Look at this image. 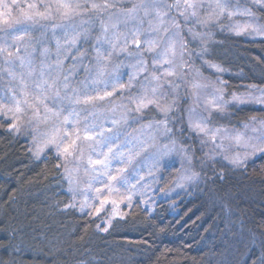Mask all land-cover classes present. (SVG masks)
<instances>
[{"label":"snow or ice","instance_id":"1","mask_svg":"<svg viewBox=\"0 0 264 264\" xmlns=\"http://www.w3.org/2000/svg\"><path fill=\"white\" fill-rule=\"evenodd\" d=\"M261 8H264V0H254ZM115 3L106 2L96 3L94 0H56L55 13L59 16L60 23L51 24L53 34L57 28L64 31L65 44L69 47H63L61 41H56L55 60H51V54L47 47H44L40 55L44 57L39 69L34 64L33 52L35 51L31 41L24 42V37L29 34L28 26L39 24L40 21L54 20L53 6L44 5V11L39 10L37 4H21L20 0H0V26L6 35H11L13 43L7 41L0 43V73L6 72L10 80L18 81V85L9 88L10 97H0V113L11 116V123L8 130L19 133L22 127L26 126L32 130V139L35 144V155L39 157L46 148L53 147L58 156L64 160L69 157L82 160L83 152L77 156V152L83 146L82 142H89V155L87 158L86 173L96 174L107 178L104 184L106 193L101 188H96L99 206L87 203L81 204V211L85 208H93L94 211L88 212L89 215L98 216L105 210V206L112 205V217L119 216L124 218L125 213L120 210V204L125 200L128 207L132 206L133 197L136 195V184L144 180L141 171L147 162V175L152 176L154 171H158L161 162L172 155L182 157V171L174 181V188L185 189L191 185L199 183L200 173L196 171L194 164V153L188 147H185L181 141L173 138L172 128L170 127L169 113L172 112L177 102L180 100L178 90L185 85H190L189 96L192 98V106L187 109V123L190 133L199 138L202 145H212L211 154L217 152L222 154L229 164L236 168L242 167L245 161L251 156L253 158L260 156L264 158V120L252 119L250 123H245V130L251 129L255 135H247V132L230 131L223 126L210 127V124L216 117L214 113H223L230 101L224 97L225 82L217 78L211 92L203 90L209 87V82L200 73L199 69L191 67L192 57L204 61L208 67L216 72L225 71L221 65L212 63L209 57L208 42L211 40L210 32H198L195 29L197 24L207 27L210 23L219 22L227 14L229 18L237 15L253 17L254 12L249 8H230L226 0H209L207 6L201 0H183V4L177 0L175 4L165 6L163 0H139L134 3L127 11L121 9L118 13L108 12L110 8H116ZM175 9L178 17H169V12ZM18 10L19 15H14ZM94 13V18L100 21V32L97 35V44L94 46L95 63L88 67L84 64V58L88 56V51L80 52L79 58L73 57L76 63L72 70H64V61L68 59L66 53L71 47L77 45L78 38L86 34L87 30H82V24L92 23L93 17L87 16L88 12ZM143 11L144 17L149 19L148 31L155 33L154 36L145 38L144 51L154 53L152 60V80L155 85L151 87V94L145 90L144 95L133 97L135 111L141 113L149 105H155L156 109L163 114V119L150 121L142 126L137 134H126L122 131L127 124V116L120 118L104 117L103 123L97 122L100 117L97 115V109L103 106V103H111L108 98L113 97L117 84L120 89H124L123 83L112 84L109 90V83L105 79L106 71L111 64L114 55L118 52L128 51V22L141 20L137 14ZM108 13V18L104 19L103 14ZM206 13V14H202ZM75 17H80L81 25L75 23ZM179 17L183 18L184 24L180 23ZM192 26L188 28V34L193 40L199 39L201 46L198 52L193 53L188 49V45L181 36L183 27L187 24ZM123 24L125 31L121 33L117 26ZM20 25V28H16ZM41 27L47 25L41 24ZM236 35L243 34L251 28L249 35L264 37V25L245 23L229 26ZM11 30V31H9ZM134 39L132 42L136 45L137 59L136 72L130 77L128 87H132V81L140 73L149 72L145 56L140 51L141 34L140 28L131 30ZM19 34H16V33ZM166 34V35H165ZM123 36V44L118 41ZM38 39L36 43H40ZM104 44L110 46L104 48ZM15 47V51H13ZM24 49L21 53V49ZM29 48L32 50L29 51ZM160 49V51H156ZM17 62H19L20 71L17 72ZM161 66L162 75H156L157 66ZM163 65H168L163 68ZM83 67L87 74L81 86H73L71 77L76 75V68ZM187 67L188 72L179 71L178 68ZM189 76L188 79L185 77ZM171 77L172 79H165ZM104 84V88L90 87V85ZM167 84L170 91H165L163 85ZM171 96V101H169ZM51 101V104L49 103ZM231 102L238 105L253 104L259 106L256 111L264 110V87L251 85L249 94H233ZM201 104L203 105L201 107ZM84 105L85 107H77ZM200 108V111L197 109ZM115 108L112 109L115 112ZM126 111H132L130 107ZM43 126V127H42ZM123 137V138H122ZM164 137L168 142L161 144L160 138ZM229 140L232 143L225 145L217 141ZM233 148L235 152L233 153ZM243 150V151H241ZM114 161L118 163L114 165ZM136 162L134 165L133 162ZM203 163V161H201ZM61 165H57L60 167ZM80 165H77V169ZM131 167V172H129ZM165 168L168 165H164ZM114 169V170H113ZM89 170H91L89 172ZM93 175V178H96ZM139 179L132 183L134 177ZM65 178L69 184V191H73L75 182L73 169L65 165ZM223 177H221L222 179ZM92 185H90L91 187ZM148 186L147 183L144 185ZM121 189H124L121 192ZM172 189L164 194L170 195ZM115 195V199L111 198ZM145 203H147L145 201ZM66 207H75V204L66 205ZM112 217L106 223L111 225ZM100 229V225H97ZM108 231V227L102 229Z\"/></svg>","mask_w":264,"mask_h":264},{"label":"trees","instance_id":"2","mask_svg":"<svg viewBox=\"0 0 264 264\" xmlns=\"http://www.w3.org/2000/svg\"><path fill=\"white\" fill-rule=\"evenodd\" d=\"M256 11L264 21V10ZM38 25L24 37V42L31 41L35 48L34 64L44 58L42 47L50 46L45 39L49 29ZM92 32L93 38L81 39L77 46L80 52L88 51L84 58L88 67L94 64L91 40L97 37L96 25ZM3 33L0 30V37ZM38 39L40 43H36ZM213 46L208 58L225 69L222 78L227 94L253 84L264 87V38L226 35ZM104 47L110 50L108 44ZM70 56L75 61L73 57L78 59L79 53ZM114 57L105 74L109 90L117 84L110 76L127 73ZM70 62L67 59L65 69ZM75 71L73 86H81L87 74L83 67ZM145 77L139 74L132 87L127 84L124 89L128 87L132 97L144 95L145 86L151 90L155 85ZM90 87L103 89L104 84ZM255 109H231L225 125L238 126L252 118L264 120V110ZM126 113L130 116L131 111ZM132 116L137 125L127 127L134 129L147 124L149 117L158 118L148 109ZM8 125L0 119V264H264V158L257 156L239 168L215 161L201 169L199 183L187 194L158 200L150 210L136 200L123 219L114 218L109 226L102 223V216L93 218L66 207L72 204V195L57 167L58 157L49 151L34 158L28 140L13 134ZM180 128L183 140L186 132ZM176 172L175 165L163 170V188L171 185Z\"/></svg>","mask_w":264,"mask_h":264},{"label":"rangeland","instance_id":"3","mask_svg":"<svg viewBox=\"0 0 264 264\" xmlns=\"http://www.w3.org/2000/svg\"><path fill=\"white\" fill-rule=\"evenodd\" d=\"M11 2V1H10ZM21 4L26 5L27 3H35L37 4L39 10L44 11V5L46 4H51L53 6V15L56 17L54 20H49V21H40V25L44 24L47 25V27H43L44 29H49L48 31V36L49 38L46 36V40L49 43V45L52 47L50 51L51 54V60L54 61L55 60V52H56V41L59 39L61 41V45L63 47H69V45L65 44V36H64V31L62 29L57 28L55 30V35L53 34V32L50 31L51 28V24L53 23H60V19L59 16L55 13V3L56 0H20ZM84 2V0H83ZM89 2H92V0H89ZM94 2L96 3H100L103 4L106 2V0H94ZM107 2L109 3H115L117 5V9L116 10H112V8L108 9V12H112V13H118L121 9H123V11H127V9L131 8L132 5L134 3H139V0H107ZM177 2V0H163V3L165 4V6L168 5H172L175 4ZM179 2L181 4H183V0H179ZM202 3H204L205 7L207 6L209 0H201ZM227 4L229 5L230 8H249L250 10H252L254 12V16L253 17H248V16H241V15H237V16H233L231 18H229L227 16V14L225 13V15L221 18V20L217 23V22H213L210 23L207 27L201 26L199 24H197L195 26L196 31L198 32H210L211 33V40L208 42V48H209V55H211V52L213 50L212 47H214L213 45H215L216 43H219L220 39H222L224 36L226 35H236L231 28L229 27L230 25L235 26V25H240L241 27L244 26L245 23H249V24H260V25H264V21L261 20V14L256 11L258 10H264V8H261L258 4L254 3V0H226ZM202 14H206V13H202ZM14 15H19V11L15 10L14 11ZM86 17L87 16H91L94 18V13L93 12H88L87 14H85ZM139 17L143 18L142 21L141 20H133V21H129L128 22V51L132 52L133 55H128L127 52H118L115 57L117 56L120 62H116L118 63V65L122 66L123 70H127V73L125 74H121V75H116L114 77H111L112 83L114 81H128L130 79V77L136 72V68L134 67V65H136L137 63V57L135 55V53L138 51L136 48V45L132 42V40L134 39V37L132 36V29L134 28H140L141 34L139 36V39L141 40V49L140 51L143 53V55L145 56V59L147 61L148 64V68H149V72L147 73H140L141 76L142 74L145 75L146 79H148L149 84L151 85L153 83V85L155 84V81L152 80V73H151V68H152V60H151V56L154 55V53H148L146 51H144L145 45H144V40L145 38L148 37H152L155 35V33H152L150 31H148L149 29V19H151L152 17H144V13L143 11L139 12L137 14ZM104 19L108 18V13H104L103 14ZM179 14L177 13V11L175 9H172L169 12V17H166V20L169 19L170 17H178ZM75 23L77 25H81V19L80 17H75ZM180 23L184 24L185 22L183 21L182 17H179ZM94 23V27L90 28L91 24ZM92 23H85L82 24V30L86 29L87 32L86 34H82L77 41V45L75 47H71L70 51H68L66 53V55L68 56V59L70 58L71 62L69 64V66L67 65V68L65 69V63L67 61V59L64 61V70L65 71H70V67L73 68L72 64H74L76 62V60L72 61L71 58V54L73 52L76 51V48L79 44V41H82L81 39H88L89 37H92V31H94L95 25L97 26L98 29V34L100 32V21L99 19H93ZM38 25V24H36ZM40 25H38V27H41ZM192 25L189 23L187 24V26L183 27V31L181 32V36L182 38L185 40V42L188 45V49L190 51H192L193 53H196L199 51L200 46H201V42L199 39L193 40L192 37L188 34V28L191 27ZM16 28H20V25H16ZM37 27V28H38ZM35 27H28V29L32 32V30ZM118 30L123 33L125 31V26L123 24H120L117 26ZM11 31V30H9ZM53 31V29H52ZM30 32V33H31ZM248 32H251V28L247 29L243 34L241 35H236V36H241L244 37L245 39H261L264 38L262 36L256 35L255 33H252L251 35L248 34ZM5 33V32H4ZM3 33V34H4ZM51 33V34H49ZM16 34H19L18 32ZM97 33L94 34V37H96L98 35ZM59 35V36H58ZM166 35V34H165ZM93 38V37H92ZM49 39V40H48ZM9 40L11 42H9ZM5 41H7V43L12 44L13 43V38L11 35H6L4 34L2 37H0V43H4ZM86 41V40H85ZM93 45H92V49H94V46L97 44V37L91 40ZM119 43L123 44V36H121V39L118 41ZM33 45V44H32ZM50 46H46L48 49L51 48ZM45 47V45L42 47ZM105 48V47H104ZM106 49V48H105ZM24 50L23 48L21 49ZM13 51H15V47H13ZM156 51H160V49H156ZM95 52V50H94ZM95 57V56H94ZM94 57H93V62L94 61ZM114 57V58H115ZM44 60V58H41V61L37 64H35V66L37 67V69H39V67L41 66V62ZM193 60V64L191 65V67H194L196 69H199L200 73L203 75V77H205L207 79V81L209 82V87L204 89V92H211L213 90V85L217 82V78H219V80H223L222 76L224 75V72H216L214 69L208 67L207 64L204 63L203 60L198 59L195 57V55L192 57ZM36 62V60H34ZM212 62V61H211ZM113 63V62H112ZM214 63V62H212ZM0 65H2V58H0ZM19 62H17V72L20 71L19 69ZM111 65V64H110ZM109 65V66H110ZM168 65H163V68H167ZM80 68V67H79ZM161 66H157V72L156 75H162V72L160 71ZM179 71L182 72H188V68L187 67H180L178 68ZM73 77H71L72 79ZM186 79L189 78V76L186 75L185 77ZM82 79V78H81ZM165 79H172L171 77H165ZM134 81V80H133ZM73 82V81H72ZM110 83V84H112ZM127 84H129V81L125 84V86H127ZM18 85V81H13L10 80V78L8 77V74L6 72H2L0 73V97H5V96H9L11 95V93L9 92V88L10 87H14ZM225 85L224 84V97L226 100L230 101L227 105V107L225 108V111L223 113H214V116L216 117V119H214L212 121V123L210 124V127H220L223 126L224 128H227L230 131H240V132H247V135H255V133H253L251 131V129L245 130L244 128V124L242 123L238 126H229V125H225V123H227L231 116V109L233 108H240V107H244V106H252L255 108H258L259 106L257 105H253V104H245V105H238L235 103L231 102V97L233 94H237V95H247L249 94V91L251 89V86H243V89L239 92L236 93H231V94H227V91L225 89ZM153 87V86H151ZM150 87V88H151ZM163 89L165 91H170L169 86L167 84H164ZM145 90H148V94L151 93L149 88L147 86H145L144 88ZM129 88L127 87L126 89H117L114 92L113 97L108 98L109 100H111V103H103L102 107H106L104 109L99 108L97 109V115L100 117V119L97 121L99 123H103L104 117H112L115 116L116 118H120L121 116H127V124L124 125L122 131L125 132L126 134H131V135H135L137 134V132L139 131V129H134L135 126H133L132 128L127 127V125H132V124H136L137 125V119H135L134 116H132L135 112L136 115V111H135V103L132 101V95L128 94L129 92ZM191 91V87L190 85H185L183 86L181 89L178 90L179 95H180V100L177 102V105L175 107V109L169 113V118H170V127L172 128V134H173V138L181 141L183 143V145L185 147H188L190 149V151H192L194 153V164H195V168L196 171H198L199 173L201 172V169L203 167H206V165H210L215 161H220V162H225L228 165H231L228 163L227 160L224 159L222 154H219V149H217V152L214 154H211V148L212 145L209 142L208 144H204L202 145L199 138H197L195 136V134L190 133L188 130V123H187V109L192 106V98L189 96V93ZM126 92V93H125ZM126 94V95H124ZM128 95V96H127ZM125 96L126 99H125ZM134 97H136V95H134ZM128 100V101H127ZM124 101L128 102V105L126 106V103ZM131 102V107H130V103ZM169 101H171V96H169ZM123 102V103H122ZM49 103L51 104V101H49ZM203 105L201 104V107ZM79 107V105L77 106ZM130 107L132 109L130 116L126 113V112H130V111H126V108ZM113 108H115V112L111 111ZM146 109L150 110L151 112H153V114L155 116H157L158 118H153V117H149V119L147 120V124L150 121H155L158 119H163V114L161 112H159L155 105H149L148 108H145L143 111H146ZM197 111H200V108L197 109ZM131 117V118H128ZM132 118L135 119V121L132 120ZM0 119L2 121H4L5 123H11V116L10 115H5L3 113H0ZM253 119V118H252ZM252 119H250L248 122L246 123H250L252 121ZM256 119V118H255ZM257 120H263V119H257ZM226 121V122H224ZM128 122H130L128 124ZM147 124H143L147 125ZM183 126V129L185 130L186 134L183 136L184 139L180 140V131L182 130L180 127ZM43 127V126H42ZM180 128V129H178ZM12 132V131H11ZM184 133V131H182ZM15 135H19L24 137L25 139L28 140L29 142V147H31V152L32 155L34 156V158L36 159H40L42 157H44L45 155H47V153L49 151L53 152V155H56L59 159L60 162V170L63 174L64 180L67 183V190L69 191V184L67 179L65 178V165L70 168L73 169L74 172V177H75V182L73 184V191H69L72 195V204H75V208H77L80 212L81 211V204L87 203L89 205L94 204L95 206H99V199H97V193H96V188H101L102 191L106 193V189H104V184L107 183V178L104 176H100V175H96V174H89L86 173L84 171V169L87 167V158L89 155V148L87 147V144L89 142H82L83 146L80 148V150L77 152V156L80 155V152H83V159L82 160H77V159H73L72 157H69L68 160H64L63 158H61L60 156H58L56 150L53 147H48L45 149V151L39 155V157H37L34 153H35V144L33 143V139H32V130L31 128H27L26 126L22 127V131L19 133L16 132H12ZM123 138V137H122ZM161 144L163 143H167L168 141L164 138L161 137ZM218 143L222 142L225 145H228L229 143H232L229 140H223L217 141ZM233 153L235 152V148H233ZM243 151V150H241ZM253 159V157H249L245 162L249 161ZM181 161H182V157L180 155H172L170 157H166L162 162H161V166L159 168L158 171H154L152 176H148L147 173V162H145V167L143 168V170L141 171V175H144V180L141 181L139 184H136V195L133 197L132 203L134 201H139L141 203V205L146 208V209H151L153 207V205L158 201V200H169V199H173L176 198L179 195H185L187 194L191 189H193L194 185H191L185 189H180V188H174V181L176 179L177 176H179V174L182 171V165H181ZM201 161H203V163H201ZM114 165H116L118 162L114 161L113 162ZM134 165L136 164V162H133ZM77 165H80V167L77 169ZM164 165H175L176 166V176L174 181L171 183V185L168 188H163L162 184H163V170L165 169ZM233 166V165H231ZM114 170V169H113ZM91 170H89L90 172ZM129 172H131V167H129ZM93 175H96V178H93ZM139 179V176H136L133 178L132 183H135V181ZM100 181H103L104 184H102ZM145 183L148 184L147 187H145ZM90 185H92L90 187ZM164 185V184H163ZM170 189H172L170 195H165V192H168ZM124 189H121V192H123ZM111 198L115 199V195H113ZM145 201L147 203H145ZM129 208L128 207V202L125 200L124 202H122L120 204V210L125 213L126 209ZM90 211H94L93 208H85V210L82 213H86L87 215L88 212ZM91 217H101L102 216V223L104 225H107L106 221L112 217V205L108 204L105 206V210L102 211L98 216L96 215H89ZM119 216H115L112 217V219L114 218H118Z\"/></svg>","mask_w":264,"mask_h":264}]
</instances>
